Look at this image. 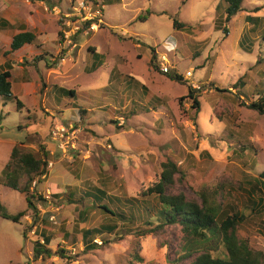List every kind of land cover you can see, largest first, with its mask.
<instances>
[{
    "label": "rangeland",
    "instance_id": "374dc122",
    "mask_svg": "<svg viewBox=\"0 0 264 264\" xmlns=\"http://www.w3.org/2000/svg\"><path fill=\"white\" fill-rule=\"evenodd\" d=\"M42 1L45 3L42 8H48L43 10L47 13L46 23L43 32L36 33L32 45L55 55L60 50V35L57 36L56 32L60 15L71 4L77 5L83 0ZM220 1H107L102 17L105 25L76 39L81 49L75 65L66 72L67 76L65 72L60 75L62 69L50 71V78L54 74L61 76L67 81L64 85L75 90L77 96L62 97L58 106L60 110H57L61 115L57 114V119L49 118V126L53 122L65 125L73 122L74 128L80 127L75 129V147L71 144L64 150L58 147L64 155L55 152L46 159V176L42 182L35 184L37 193L44 199L35 201L36 217L32 216L35 210L27 209L24 194L3 184L2 168L13 144L41 141L38 135L31 132L39 126L46 128L44 119L48 112L44 113L39 92L23 97L25 108L19 110L15 103L17 96L0 97V201L10 214L27 209L20 223L0 217V264H174V261H177L176 264H188L202 251L225 254L221 236L215 228H211L203 240L190 239L177 224L168 225L164 232L140 238L124 231L117 234L115 231L108 232L104 234L106 243L100 235L89 234L86 237L97 245L87 249V244L81 240V232L105 221L102 210L87 211L79 217L81 209L95 204L92 198L85 197L82 202L69 204L65 198L55 200L52 195L53 192L60 195L73 191L72 196L80 198L83 191L100 186L103 180L106 195L99 199L111 210L122 209L126 219L107 216L117 224L128 225L134 208L131 198L157 180L160 164L168 159L181 164L185 175L181 180L175 178L167 193H183L188 199H198L196 190L213 188L222 183L225 190L218 197L219 203L224 209L244 215L237 227L238 235L247 240L252 250L264 253V210L257 213V206L253 208L254 202L242 189L241 174L243 170L257 175L264 169V114L248 106L257 97L256 91L264 89V61L255 64L259 50L264 56V49L259 47L264 36V0H242L243 10L228 22H221L218 30L215 29V22H220L225 16ZM26 2L2 0L0 14L11 9L16 21L22 19L31 26L33 18L29 17V11L36 6ZM48 3L58 4L64 12L56 7L49 8ZM57 10L61 13L58 14ZM247 14L250 16L248 21L245 19ZM174 18L183 27L174 29ZM242 34L249 41L245 42L246 45L255 37L256 42L250 50L239 47L238 40ZM39 43L42 45L38 46ZM138 43L140 47H137ZM88 45L95 47V60H103L102 66L92 73L84 69L90 61L86 49ZM4 47L5 43L0 39V60ZM151 49L158 56L155 68L149 63ZM70 54L66 53L65 59ZM162 56L168 66L182 76L183 83L159 71L158 61ZM35 62L37 66L29 69V81L41 85L53 64L50 60L45 63L44 59L38 58ZM12 64L10 82L15 88L22 71L15 62ZM112 67L117 71L119 80L113 79L109 84L108 73ZM190 68V80L201 86L192 94L199 100L196 115L191 107L192 99L186 96L188 84L185 72ZM130 77L146 85L161 102L152 104L147 97H142L143 102H140V89L129 80ZM240 77L245 84L235 85ZM55 81L62 85V79L55 78ZM51 83L53 80L48 82L49 85ZM216 88L230 92H219ZM236 90L245 96L234 94ZM16 92L14 94L17 95ZM180 97L184 99L179 103ZM71 101L81 111H86L82 119L74 121L79 112L74 110L72 113V105H67ZM47 105L55 108L51 96L47 98ZM124 107L126 112L132 110L134 114H128L125 119L118 113ZM243 145L246 147L241 149ZM29 147L35 151L38 149V146ZM59 170L71 174V179L59 181ZM33 186L32 183L31 188ZM258 190L264 198V189ZM46 209H51L50 216L53 218L41 222L39 213ZM27 218L30 223H27ZM143 219L144 216L138 221ZM40 231L50 238L47 247L53 251L64 247L72 259L51 254L44 260H34L32 247L35 240L42 239ZM135 254L139 259L135 258Z\"/></svg>",
    "mask_w": 264,
    "mask_h": 264
},
{
    "label": "trees",
    "instance_id": "16d2710c",
    "mask_svg": "<svg viewBox=\"0 0 264 264\" xmlns=\"http://www.w3.org/2000/svg\"><path fill=\"white\" fill-rule=\"evenodd\" d=\"M33 1V0H30ZM111 0H105V4ZM117 3L121 0H114ZM221 5L224 9V18L220 19V22H215V29H220L223 21L228 22L232 16H234L238 11L243 10L242 0H221ZM256 11L258 8H255ZM246 21L250 19L247 14L245 16ZM221 24V25H220ZM183 24L176 21L174 18L172 21V26L174 29H180ZM0 27L7 28L10 24L0 17ZM225 32L226 30L223 29ZM250 31V30H249ZM60 35V32H58ZM36 39V34L30 31L20 32L12 37L9 49L15 51L21 48L24 44H31ZM247 41L246 35L242 36L238 40V45L244 50H250L251 47L256 42L255 37L252 38L249 45H246ZM264 36L261 38V43L259 42V47L264 49ZM262 50H259L255 64H260L264 61V56L261 55ZM43 56V55H42ZM156 54L153 49H151V58L149 63L154 68ZM53 64V63H52ZM48 65V64H46ZM54 65V64H53ZM51 67V65L49 66ZM172 70V71H171ZM166 77L177 80L181 83L184 82L182 76L176 71V69H169L168 72L163 73ZM118 76V75H117ZM10 72L9 70H4L0 72V97L10 98L14 97L12 94V87L10 82ZM242 77L238 78L237 82L244 85L245 82ZM114 80H119L117 79ZM43 86L45 85L42 82ZM235 85L233 87L235 88ZM144 89H148L142 84ZM52 88L59 90L64 93L62 97H74V92L72 89H65L58 87L57 85H52ZM219 92H227L230 90L216 88ZM237 91V92H236ZM234 94H242L240 91L236 90ZM257 97L255 100H251L248 106L256 110L259 114H264V89L258 90ZM261 92V93H260ZM194 91L188 87L186 96L192 99V109L195 110V115L199 109V100L196 96L192 95ZM148 95V100L151 99L152 104H159L161 102L160 98L154 96L150 91L146 92ZM236 94V95H237ZM184 97H180V101ZM154 102V103H153ZM16 109L19 110L24 107L22 102L15 97ZM71 105V102L67 103ZM156 106H153V108ZM126 107L118 111L121 116L125 119L128 114H134L132 110L126 112ZM78 112H86L85 110ZM116 122V121H114ZM27 140V138H26ZM30 141H21L15 143L10 152L6 163L2 168L3 184L10 189H14L22 194H24L27 209L35 210L33 217L37 216V207L35 201L44 199L35 189V184L42 182V179L46 176V165L48 153L42 144H38L37 151L33 150L29 146H26ZM246 146H241L244 149ZM252 147V146H251ZM242 174V185L243 190L247 192V196L250 200L254 202L253 208L257 206V213L264 210V198L259 194L258 188L264 189V169L257 175H251L246 171L241 170ZM176 175V176H175ZM185 171L181 168V164H177L175 161L166 160L160 164V172L157 180L151 182L144 191L138 193L136 197L131 198V202L134 204L132 209L133 215L130 218V224L127 223L117 224L116 221H112L107 214L116 217L118 220H125L126 214L120 208L111 210L104 201L99 198L106 195L105 188L103 185V180L100 186H92L90 189L83 191L80 198L72 196L73 191H69L66 194H61L59 198H65V200L70 203L82 202L83 198H92L95 204H92L78 212L79 217L85 214L87 211L94 209L102 210L101 214L105 217V221L100 223L97 227L85 228L82 230L81 235L83 240L87 244V249L93 248L97 244L92 242L89 236L93 234L100 235L104 243L107 239L104 237L105 233L124 231V233H133L136 238L145 237L150 233H161L165 231V228L171 224H177L180 229L187 235L190 239H201L206 238L208 231L211 228H215L221 236V242L225 250L223 255H214L209 251H202L189 261L188 264H264V253L260 251L252 250L247 240L238 235L237 227L244 219V215L240 212L229 211L224 209L221 203L218 201V197L224 194L225 187L222 183L215 185L213 188L201 187L196 190V195L198 199H188L183 193H167V188L173 186L175 178L178 180L183 179ZM33 183V188L31 184ZM154 200V202L152 201ZM27 209L19 211L16 214H10L0 201V217L8 219L14 223H20V219L24 216ZM103 212V213H102ZM131 213V214H132ZM136 216V221L133 219ZM143 221H138V218H142ZM110 220V221H109ZM36 218H33V222ZM23 236L25 237V229H23ZM86 237V238H85ZM42 239L35 240L33 244V258L42 259L49 258L51 254H54L60 258H66L67 260L72 259L70 255L67 254V250L61 247L55 251L47 247L50 238L46 235L41 237ZM119 238V237H118ZM135 258L139 259V256L135 254ZM177 261H174L176 264Z\"/></svg>",
    "mask_w": 264,
    "mask_h": 264
},
{
    "label": "crops",
    "instance_id": "0c3cea01",
    "mask_svg": "<svg viewBox=\"0 0 264 264\" xmlns=\"http://www.w3.org/2000/svg\"><path fill=\"white\" fill-rule=\"evenodd\" d=\"M26 3L30 4V5H33V6H36V8H37V9L36 8L35 9H31L29 11V17L31 19L33 18L32 19L33 23L31 24V26L27 25L26 22L23 21L22 19H19V20L16 21L15 15L13 14V10H11L10 8H9L10 11H7L5 14H3V13L0 14V17L3 18L4 20H6L10 24V27H7V28L0 27V39H2L3 42L5 43V47H4L3 51H2L3 57L0 60V72H2L4 70H9L10 75H11V68L13 67L12 63L15 62L16 66H19L21 68L22 72L20 74V80L15 84V88L14 87L12 88V94L17 96L19 98V100L23 104V101H22L23 97H26L27 95H29V93H38L39 92L40 95H41L40 104L43 107L44 113L46 114L48 112L47 116L44 119L46 121V123H47L46 128H42L41 126H39L38 129H36V130L33 129V131L31 132L34 135H38L40 137L41 141H35L37 144L31 142L27 146H31L33 148H36V146L38 144H42L45 147V149H46V151H47L49 156L50 155L51 156L54 155L55 152L56 153L57 152L58 153L61 152L60 154L64 155V154H62V151L58 148L59 147L58 143L54 142L52 139H50L48 137V128H49L48 126H49V123H50L48 121V119L49 118L50 119L51 118L52 119H57V114L61 115V113L58 112L57 110H60V108L58 106H59L60 100L62 99V96L64 95L63 92L53 89L52 85H57L58 87H62V88L68 89L64 85L65 82H67V81L64 80L61 76H58V75L55 76V74H54L53 78H50V76H51L50 71L57 72L59 69H62L63 72H59L60 75H61V73L64 74V72H65V74L67 76L66 72H68L69 69L72 68L75 65V61L77 60V57L79 56V51H80L81 47H80V45L77 42L76 48L74 50H70V51L67 52V53H71V54L69 55V58L66 59L65 63L61 67H56L55 65H52V64L49 63L50 65H52V67L49 68L48 71H47L48 73L46 74V79H45L46 81H43L44 84H45L44 86L42 84V81H41V85H39L36 81L35 82L29 81L30 78H31L30 75H29L30 67L31 66H35V67L37 66V62H35V59L36 58L44 59L45 63H47L48 60H50V56H52V55L46 53V51H42L43 50L42 48H39V47H36L38 49L34 48V46L32 44H34L35 40H34L33 43H31V45L30 44H24L21 48L15 50V51H11L9 49L12 37L14 35H16V34H18L20 32H23V31H30V32H33L34 34H36L38 32V34H41L43 32V30H44L43 26L46 23L45 22V20H46L45 16L47 15L46 12L43 13V10H45V8H47V6L42 8V5L45 4L44 1H42V0H33V1L27 0ZM36 3H38V4H36ZM71 5H73V4H71ZM2 6H3L2 0H0V10H1ZM48 6H50L49 8H54V7L59 8L58 4H55V3H48ZM59 9L61 10V8H59ZM68 9L69 8L67 7L66 10H68ZM40 11L42 12V14H41ZM62 12H64V11H62ZM104 25H105V23H104ZM15 26H17V27L14 28ZM8 31H11L12 33L8 32ZM56 32H57V36H58V32H59L58 24H57ZM41 45H42L41 43L38 44V46H41ZM58 45H59V42H58ZM136 45H137V47H140L139 43L136 44ZM59 48H60V46H59ZM86 49H87V55L89 54L88 55V60H90V61H89V65H86V67L84 69L87 70L90 73L96 72L102 66V61L103 60H95V58H97V52L95 51V47L93 45H88V47ZM58 52H56V53H58ZM155 54H156V52H155ZM42 55H44V57ZM157 57L158 56L156 55V58ZM150 58H151V50H150V53H149V60H150ZM52 68H54V70ZM117 75H118L117 71H114V67H112V69H110V71L108 73V79L107 80H108L109 84H111L110 82L113 79H117V77H118ZM36 77H37V75H36ZM55 78L58 79V80L62 79V85L56 83L57 80L55 81ZM52 80H53V83H51V85H49L48 82L52 81ZM129 80L133 82L135 87H138L140 89V90H138V98H139L140 102H143V98L142 97H147L148 95L146 94V92L149 93L151 90L146 85L145 86L148 88L147 90L144 89L143 87H141L142 83L139 82L138 80H136L134 77H130ZM39 81H40V79H39ZM42 88H44V90ZM14 90L17 91L16 92L17 95L14 94V92H15ZM73 92H74V97L77 96V92L75 90H73ZM49 96H51V98L53 99V107H55L54 109L52 107H48V105H47V98ZM74 97H72V98H74ZM71 105L73 107V108L71 107V109H73L72 113L74 112V110H76L78 112V110L81 109L78 105H76V103L74 101H71ZM85 113L86 112L82 113V115L85 114ZM82 115L79 113L77 118H75V119L73 118L74 121H76V119H82L83 118ZM70 124L75 125L73 122H71ZM78 128L76 129V127H75L76 130H79ZM76 133L77 132L75 131L74 135ZM75 137H76V135L72 137V141H73L72 147H75V144H74ZM12 146H11V148H12ZM11 148H10V150H11ZM58 172H59L58 173V180L59 181H62V180L69 181L71 179L70 178L71 174L68 173L69 174L68 175L63 170H59ZM68 185H70V184H68ZM52 195H53V198L55 200H57L58 197L61 196V194L59 195L58 192H55V193L53 192ZM51 214H52L51 209H46L45 211L42 210V212L39 213V215H41L40 216L41 222L47 221L49 219V217L53 218V216H50ZM27 221H28L27 223H30L29 219ZM40 236L41 237L44 236L42 231H40ZM81 240H82V242L83 241L85 242V239L83 240L82 235H81Z\"/></svg>",
    "mask_w": 264,
    "mask_h": 264
},
{
    "label": "built area",
    "instance_id": "2783aa9c",
    "mask_svg": "<svg viewBox=\"0 0 264 264\" xmlns=\"http://www.w3.org/2000/svg\"><path fill=\"white\" fill-rule=\"evenodd\" d=\"M104 5L105 0H83L77 5H71L66 12L60 15L59 46L61 50L55 55L50 56V61L56 67L65 63V54L77 46L78 41L76 42V39L79 36L94 33L104 25L102 18ZM57 13L60 14V10H57ZM158 69L161 73H166L170 69L164 56L160 57L158 61ZM190 77H192V68L185 72V80L189 88L193 91H199L201 86L191 81ZM74 133L75 128L73 124L65 125L53 122L48 128L49 138L57 142L58 146L63 150L68 144L72 146Z\"/></svg>",
    "mask_w": 264,
    "mask_h": 264
}]
</instances>
